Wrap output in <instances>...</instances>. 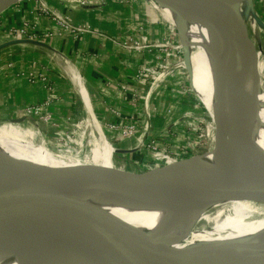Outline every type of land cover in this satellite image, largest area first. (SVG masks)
<instances>
[{
  "label": "water",
  "instance_id": "1",
  "mask_svg": "<svg viewBox=\"0 0 264 264\" xmlns=\"http://www.w3.org/2000/svg\"><path fill=\"white\" fill-rule=\"evenodd\" d=\"M17 1L20 0H3L0 3V12ZM146 1L154 9L166 15L169 14V19L176 18V22L172 23L176 28L181 46V63L189 80L190 70L183 40L185 28L190 20L188 17L190 12L182 10L172 0ZM205 1L226 4V7L214 16L202 14L198 20L206 25L208 22L211 30L228 47L232 69H235V65L242 66L243 63L248 65L250 62L248 64L243 62L245 58L243 59L240 48L251 45L252 51L259 52L261 48L258 43L255 47L243 25L244 18H248L246 13L253 14L251 20L264 28V18L256 13L252 0ZM246 67L251 70L252 66ZM228 104L226 115L233 140L237 145L232 153L220 161L223 165L176 170L170 174L172 176L169 178L160 180L155 174L170 165L166 161L139 170L122 168L113 163L105 165L94 162L75 167L42 168V172L46 173L43 179L45 180L48 177L47 174H50L61 180L72 190L71 192L82 197H89L101 189H106L141 200L200 203L208 206V210H212L218 202L235 199L264 204V156L256 153L251 142L246 140L247 131L234 110L235 105ZM18 121L17 118L6 120L15 124ZM33 123L36 129L39 128L36 121ZM145 132L142 133L140 140ZM137 146L118 150L123 153L131 152ZM47 147L53 153L69 155L60 152L59 149ZM0 158L5 156L0 155ZM82 158L89 160L90 154ZM29 172L30 168L0 169V185L9 190L8 193H0V239L26 245L18 264H51L56 257L69 251L82 255L92 264H190L233 249L237 251L236 256L208 264H257L264 261V251L241 254V248L263 246L260 240L253 237L198 242L180 248L166 249L145 229L129 228L115 216L94 204L88 205L98 216L94 222V230L84 235L87 229L86 215L76 210L72 217H67L70 205L67 203L71 202L69 198L64 199L67 203L63 199L58 200L62 212L49 214L43 210L38 211L37 204L17 196L18 176L28 175ZM82 175L89 176V179L82 178ZM50 195V193L46 194L41 199L50 200L52 198ZM62 195L65 196L63 193ZM33 210L36 213L34 217H30L29 211ZM47 222H50V226L56 231L50 227L43 231L48 235L49 244L45 245L41 243L42 239H36L32 225Z\"/></svg>",
  "mask_w": 264,
  "mask_h": 264
},
{
  "label": "bare ground",
  "instance_id": "2",
  "mask_svg": "<svg viewBox=\"0 0 264 264\" xmlns=\"http://www.w3.org/2000/svg\"><path fill=\"white\" fill-rule=\"evenodd\" d=\"M3 0H0V3ZM182 10L190 12L188 25L185 28V34L189 37L185 38L186 43H200L210 46L209 56L205 68L202 64L192 62L193 71L201 75L207 89L206 99L207 107L214 124L212 125L211 144L212 150L217 165L226 156L233 152L236 143L233 140L232 131L229 128L226 115V108L229 105L224 99V91L227 90V96L232 105H235V112L239 119L243 122L247 138L253 147V150L259 155L264 156V56L261 52L251 50V45H245L240 48L241 55L248 65L243 63L242 66L231 68L229 49L222 43L221 39L215 34L211 27L199 21L202 14L212 15L217 14L226 7V4L211 3L205 0H172ZM3 11V10H2ZM156 12V11H155ZM160 12V11H159ZM164 19L176 22L169 19L168 15L160 12ZM248 14V18L252 19L253 14ZM241 23V22H240ZM243 23L247 32L255 33V25ZM259 34V33H258ZM251 36V35H250ZM255 40V39H254ZM257 43V41H254ZM187 53V49H186ZM208 65V66H207ZM190 66V65H189ZM252 66L251 70L249 67ZM209 70H207V69ZM190 70V67H189ZM191 72V70H190ZM229 81H228V75ZM228 93H231L230 96ZM92 119V118H91ZM90 119V120H91ZM93 125L97 126L95 140L99 147L92 148L89 160L82 158L79 155L80 145L66 144L62 146L60 152L69 155H62L59 152H51L48 145L37 134V130L20 135H10L2 137L0 129V155H7L13 158H23L32 160H44L49 168L53 165L47 163H60L63 166L75 167L78 165L101 163L105 165L111 164L112 147L99 132L98 123L93 118ZM210 122L209 125H211ZM92 125V126H93ZM18 126L12 122H0V127ZM218 128L219 132L214 133V129ZM229 135L232 141V147L226 151L227 141L224 138L225 132ZM38 136V137H37ZM79 144V143H75ZM145 151V150H144ZM147 152V151H146ZM128 153V152H125ZM147 156L154 160L157 164L164 155L161 152H147ZM166 158V157H165ZM47 159V160H46ZM182 157L166 158V162L170 165L157 172L155 175L160 180L169 178L172 172L185 168L202 169L204 166L194 165L192 161L182 160ZM9 160V167L30 168V172L26 177H19L17 186V196L37 204V210H43L46 213H58L59 210H44L46 207L59 203L58 200L69 198L70 204L80 205L78 212L86 215L87 229L84 233L94 230V222L97 219V213L89 208V204L97 205L121 222L127 227H138L145 229L154 239L159 240L163 247L180 248L198 242L223 241L231 238L253 237L260 240L263 246H254L245 249H240L241 254L246 255L254 252L264 251V204L254 203L246 200H228L218 202L212 210H208V206L200 203L187 201H150L131 198L115 191L101 189L97 193L89 197L71 192L72 190L66 186L58 178L47 174L48 177L44 180V176L34 177V166L24 165ZM117 165V164H116ZM138 167L141 169L147 166L142 161L138 162ZM82 178L89 179V176L82 175ZM51 194L50 200L43 198L46 194ZM65 194L64 195H62ZM55 197V198H54ZM36 212L29 211L30 217H34ZM72 217V215L70 216ZM47 223H35L32 225L33 231L36 233V239H42L41 243L48 245L47 234L43 233L46 228L50 227L53 231L55 228ZM26 245L14 241L0 239V264H18ZM237 251L234 249L218 255L206 257L190 264H208L223 260L225 258L236 256ZM51 264H92L82 255L74 251L66 252L63 255L56 257ZM257 264H264L263 262Z\"/></svg>",
  "mask_w": 264,
  "mask_h": 264
},
{
  "label": "crops",
  "instance_id": "3",
  "mask_svg": "<svg viewBox=\"0 0 264 264\" xmlns=\"http://www.w3.org/2000/svg\"><path fill=\"white\" fill-rule=\"evenodd\" d=\"M47 1L50 6L67 14L72 21L86 20L108 34L123 36L127 32L135 35L144 32L147 38L153 39L161 30V23L154 17L155 10L154 13H147L146 17H150V20H139V0H104L103 3L94 0ZM143 15L145 16V13ZM23 20L32 23L39 34L43 30L52 31L54 28L50 17L34 10L30 0H21L13 8L4 9L0 13V118H17V124L23 127H32L35 124L33 122L37 120L39 131L48 134L71 125L77 126V130L80 125L91 128L93 118L99 124H107L120 119L126 120L130 115L137 114L134 107L122 98L119 83L132 85V82L128 81L134 66L143 58L142 54L138 55L113 45L110 41L88 34L73 38L67 34L40 35L35 40L21 38L23 40L8 41L10 39L4 37L2 29L19 25ZM26 72H31V75ZM40 74L49 79L50 89L41 83ZM137 90L139 91V88ZM80 91L83 95L85 93L86 97L81 96ZM160 93V97L154 100L153 108H162L167 104L169 92ZM168 98L169 103H174L173 97ZM45 99L48 102L41 106V112H48L58 123L57 126H48L24 112L26 105L33 106L44 102ZM179 106L180 104H174L175 108ZM136 110L141 111L137 106ZM170 123H173L171 117L166 118L149 112L145 131H155L158 127L166 129ZM0 129L3 138L16 133L22 135L26 130L19 126H2ZM108 133V136L114 137L110 130ZM127 139H120V144ZM137 150L135 148L124 155L135 163ZM143 155L141 153L137 157L140 159Z\"/></svg>",
  "mask_w": 264,
  "mask_h": 264
},
{
  "label": "rangeland",
  "instance_id": "4",
  "mask_svg": "<svg viewBox=\"0 0 264 264\" xmlns=\"http://www.w3.org/2000/svg\"><path fill=\"white\" fill-rule=\"evenodd\" d=\"M21 1V0H20ZM17 1L10 6L6 7L5 9H11L13 8L18 2ZM32 4L34 5V10H37L38 2L35 6L34 0H30ZM46 4H48L47 0H43ZM116 2H122L119 0H113ZM126 1V0H124ZM123 1V2H124ZM141 4L140 8V15H139V20H146L149 19L150 17L144 16L143 13L151 14V12L154 13V10L156 13L154 14V17H156V20L161 23V30L163 31L160 36H163L164 39L170 40L171 44H176V55L174 59L175 62H180V65L177 67L173 68L172 71L170 70V73H166L165 75L156 78V74L159 73L160 71L162 72L161 68L156 69V73L153 74V71L151 69L148 70L146 73V77L143 79V83H141L143 86L141 87L138 83L136 84L137 89L139 88L140 93L143 92L142 95H144L145 91L149 89L147 97L149 98V108L147 109L148 112H155L160 116H164L166 118L171 117V120H173V123H170L167 128H159L157 130H147L145 134L143 135L142 139L137 141L134 137H129L127 141L123 142L120 144L119 138H114L111 136H108V129L106 128L105 124H99V132L105 137V139L110 143V146L112 147V153H111V163H113L116 166L122 167V168H127V169H134V170H139L140 168L137 166V162H146L149 165H152L154 162L151 158L147 156V152L144 151L145 149H150L151 144H154L156 149L159 147H162L166 151H172L173 153L178 152L179 157L182 156H187L190 155L187 158H184L182 160H191L194 165H201L204 166L203 168H209L212 167L216 164L215 157L213 154L212 150V144H211V137L210 134L212 133V125L214 124V121L207 109V99H206V85L201 77V75L195 73L192 68V62L200 63L203 65H206L207 63V57L209 56V49L210 46L208 44L203 45L200 43H195L192 41L191 43H186L185 39L183 40L184 45L187 49V60H188V65H190V78L188 80V75L186 73L185 68L183 67L181 63V46L180 42L178 39L177 31L175 26L173 25V28L170 29L168 32V25L169 21L163 18L161 13L152 8V6L146 1V0H139ZM252 5L256 13L264 18V0H252ZM48 6H50L48 4ZM39 7V6H38ZM51 7V6H50ZM2 12V11H1ZM0 12V13H1ZM38 12V11H37ZM62 12V11H61ZM64 13V12H62ZM156 21V22H157ZM252 22L255 26V33L252 34L250 32L249 35H251L252 41L254 42L255 40L259 44L261 48V54L264 56V28L261 26L256 25L251 19L249 18H244L243 23H246L247 25H251ZM6 27L2 29L3 35L6 31ZM259 33V34H258ZM135 35V34H134ZM138 35V34H137ZM189 37L187 34H185V38ZM255 39V40H254ZM178 45V46H177ZM254 45L256 47V43L254 42ZM140 62V60H139ZM169 65L173 64L168 63ZM208 66V65H207ZM171 69V68H170ZM207 69V68H206ZM208 70V69H207ZM209 71V70H208ZM154 76V78L149 77V76ZM228 75V74H227ZM170 80V81H169ZM228 81H229V75H228ZM167 85H170L169 87H166ZM168 89V90H167ZM229 89V88H228ZM227 89V90H228ZM227 90L224 91V99L227 103H230L229 98L227 96ZM162 92H166L168 94V97H173L174 98V103L171 105L168 101L169 98L167 97V104H165L164 107L162 108H157L153 107L155 106L154 100L156 98H159ZM176 93V94H175ZM231 93H228L230 96ZM174 95V96H173ZM145 96V95H144ZM174 104L178 105L180 104L179 107L175 108ZM148 105V103H147ZM209 107V106H208ZM143 111V108H142ZM1 123L6 122L5 118H0ZM211 123V125H209ZM21 128H25L26 130L33 131L37 130V134L45 141V143L53 148V149H61L62 146H66L64 143L67 145L75 144L76 142L80 144L79 147V155L81 156H89L91 153L90 150L92 148H97L99 147L98 143L95 140V135L98 134V131H96V127L93 125V128L91 126H79V130H77V126H68L62 130H57L58 132H61V136L57 135L56 133H44L43 131H39V129L34 126L32 127H23L21 125H18ZM72 127V129H69ZM31 128L33 130H31ZM53 129L52 127H50ZM70 133V139L72 137L75 139L73 143L71 141H68L63 138V134L66 133L67 131ZM63 131V132H62ZM219 132L218 128L214 129V133ZM225 132V130H224ZM45 134V135H44ZM38 137V136H37ZM65 138V137H64ZM227 141L226 145V151L232 147V141L229 137V135L226 134L225 132V137ZM131 139V140H130ZM66 140V141H65ZM65 141V142H64ZM64 142V143H63ZM137 143V152L136 156L134 159L135 163H132L130 158L128 156L124 155L123 152L119 151L118 149L120 148H130L135 146ZM126 145V146H125ZM136 148V149H137ZM233 149V147H232ZM144 154L142 158H138L140 154ZM171 153V155H173ZM5 156V158H0V169H10L9 167V160L15 161L20 163V166L22 167L24 165H32L34 166V177L39 178L44 176V172H42V168H49L48 166L45 165L44 160H32V159H23V158H13L9 157L7 155H1ZM138 156V157H137ZM134 157V155H133ZM47 160V159H46ZM162 162V161H161ZM51 166L50 168H60V167H69V166H63L60 163L58 164L49 162L47 161ZM71 167V166H70ZM21 177H26V175H19ZM8 188L1 186L0 185V193H8ZM220 203V202H219ZM70 204V203H67ZM80 205L78 204H70L69 205V212H67V217H70L72 214H74V211H78ZM72 209V210H71ZM44 210H59L63 211L61 208H59V203L57 204H52L48 207H46Z\"/></svg>",
  "mask_w": 264,
  "mask_h": 264
},
{
  "label": "built area",
  "instance_id": "5",
  "mask_svg": "<svg viewBox=\"0 0 264 264\" xmlns=\"http://www.w3.org/2000/svg\"><path fill=\"white\" fill-rule=\"evenodd\" d=\"M98 3H103L104 0H94ZM124 1V0H119ZM127 1V0H126ZM35 6L38 2L37 11L40 14L47 15L50 17L54 28L51 30H43L40 32V34L34 29V25L30 23L28 20H23L19 25H13V26H7L6 31L4 33V37L6 39H21V38H28L31 40L37 39L40 35L42 36H50V35H61V34H67L69 37H76L78 35L82 36L84 34L96 36L97 38H100L102 40H107L113 43V45H118L119 47H122L126 50L133 51L134 53H137L138 55L142 54L143 58L136 63L134 66L132 75L130 77V80L128 82H132V85L126 84L124 82L119 83V89L122 93V98L131 106L134 107L136 111V115L129 116L126 120H116L109 122L106 125V128L110 130L112 133H114L115 138L120 139H126L129 137H134L137 139V141H140V137L142 136V133L146 130L148 126V108L149 106V98L147 97L149 89L145 91L144 95L143 92L140 93V91L137 90L135 84H141L143 83V79L146 77V73L149 69L153 71V74L156 73V69L161 68L162 72L156 74V78H159L166 73H170V70L172 71L173 68L180 65V62L174 63V57L176 53V44H171L170 40L164 39L163 36H160V34L163 32L162 30H159L158 35L153 38H147V36L144 34V32H139L138 35H134L130 32L125 33L123 36H118L117 34H108L105 31H102L101 29L92 26L89 24L88 21H72L71 18L68 17L67 14L62 13L60 10H58L55 7H50L48 4H46L43 0H34ZM125 2V1H124ZM147 16V14H145ZM170 25H168V32L170 29L173 28V25L169 22ZM140 26V25H139ZM178 46V45H177ZM173 63L169 65L168 63ZM171 68V69H170ZM27 74L31 75V72H26ZM161 75V76H160ZM29 77V76H28ZM154 78V76H149ZM31 78V76L29 77ZM35 79V78H34ZM33 79V80H34ZM39 79L41 80V83L47 88L50 89L51 86L48 84L49 79L46 78V76L41 75L39 76ZM130 82V83H131ZM142 85V84H141ZM143 86V85H142ZM141 86V87H142ZM85 92V91H84ZM81 96L86 97V94L80 91ZM48 101L34 104L33 106H25L24 112L25 114H31L35 117V119H38L40 121H43L48 126H57L58 123L56 120L53 119V117L48 112H41V106ZM148 103V105H147ZM138 104V105H137ZM136 106L141 109V111L136 110ZM143 108V111H142ZM154 109V108H153ZM114 112V111H113ZM141 112V113H140ZM117 114V112H114ZM37 121V120H36ZM99 125V123H98ZM73 126V125H72ZM69 129H72L70 127ZM67 131V130H66ZM63 132V131H62ZM59 137L61 136V132H56ZM70 133L67 131L63 134L62 139H66L68 141L75 140L73 137L70 139ZM65 137V138H64ZM65 140V141H66ZM64 141V142H65ZM70 144V143H69ZM73 145V144H72ZM80 145V144H78ZM137 145V143L135 144ZM156 146L154 144H151L150 149H145L147 152H161V154L164 155V158H161L159 161V164L166 161V158H177L179 157V153H173L172 151H166L162 147H159L158 149L155 148ZM173 153V155H171ZM166 157V158H165ZM162 161V162H161ZM153 164H157L153 160ZM146 166H149L146 162H144Z\"/></svg>",
  "mask_w": 264,
  "mask_h": 264
}]
</instances>
